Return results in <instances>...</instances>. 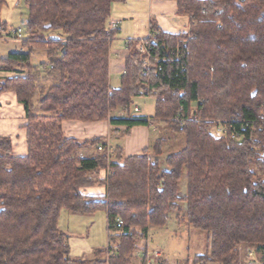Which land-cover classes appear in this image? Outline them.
I'll return each mask as SVG.
<instances>
[{
  "label": "trees",
  "instance_id": "16d2710c",
  "mask_svg": "<svg viewBox=\"0 0 264 264\" xmlns=\"http://www.w3.org/2000/svg\"><path fill=\"white\" fill-rule=\"evenodd\" d=\"M119 1L25 0L29 51L0 58V94L13 92L23 106L27 143L26 154L15 156L10 139L0 136V264H131L149 228H163L170 213L206 234L208 250L194 264H243L247 246L264 264V0H177V13L191 19L188 31L151 27L142 39L147 64L140 40H127L113 88L110 51L118 30L107 22ZM48 31L57 34L45 38ZM32 46L46 50V69L31 65ZM41 72L49 84H41ZM136 96L154 98L153 120L184 137L163 162V138L128 157L115 147L109 158L97 148L81 154L98 138L63 134V120L147 124L110 118ZM217 124L227 132L214 134ZM93 186H103L104 195L82 192ZM63 208L104 211L107 247L92 259L69 257L58 227Z\"/></svg>",
  "mask_w": 264,
  "mask_h": 264
},
{
  "label": "rangeland",
  "instance_id": "374dc122",
  "mask_svg": "<svg viewBox=\"0 0 264 264\" xmlns=\"http://www.w3.org/2000/svg\"><path fill=\"white\" fill-rule=\"evenodd\" d=\"M27 18V7L25 0H4V4L0 10V21L5 23L4 28L10 30L12 28H20L22 30V37L15 40V38L0 34V58H5L10 52H28L29 42L27 38V27L22 21ZM57 34L56 31H48L43 33L47 38L49 35ZM111 44L110 63H109V77L110 85L115 88L118 87L119 73L123 68V52L125 50V40L123 36H117ZM23 47V49H22ZM30 54L31 65L44 70L43 64L48 66L46 59V50L39 46H32ZM122 51L119 57H115V52ZM1 66V63H0ZM45 75V72H41ZM35 105V113H39L36 107L38 103L37 93L33 98ZM136 107L132 103L127 108H121L125 114H130L132 108ZM128 112H126V110ZM139 111V109H138ZM8 112V110H7ZM137 113V112H136ZM131 113L132 114H136ZM15 116V114H14ZM15 119V118H14ZM18 120V118H17ZM215 129V128H214ZM214 131V130H213ZM160 134H156L155 139H165L163 154L159 157L163 162L167 154L180 150L184 146V137L181 134L171 132L170 129H160ZM113 141L112 143H114ZM105 154L113 157L115 147L111 144H102ZM108 150H113V154H108ZM153 155L152 151H148ZM184 184L182 189L184 191ZM58 227L65 234L67 243L69 245V257L73 259H92L96 250H103L108 243V230L105 212L99 210L93 214H75L66 209H61L58 218ZM154 250L160 251L161 257L158 258L156 264L164 259L168 264H194L196 255L204 253L208 250L207 237L203 231L192 228L186 223H177L174 214L170 213L169 218L163 228H149L148 235L145 241H141L139 248L134 252L131 264H143V254L146 252V259H149ZM252 252L249 257L248 253ZM243 264H247L248 260L258 259L252 246L244 247L242 253ZM196 264V263H195ZM201 264V263H197ZM217 264V263H207ZM260 264V263H259Z\"/></svg>",
  "mask_w": 264,
  "mask_h": 264
},
{
  "label": "crops",
  "instance_id": "0c3cea01",
  "mask_svg": "<svg viewBox=\"0 0 264 264\" xmlns=\"http://www.w3.org/2000/svg\"><path fill=\"white\" fill-rule=\"evenodd\" d=\"M107 24L109 27L118 30V34L114 39H117V36L121 35L125 40L123 64L127 51V40H142L146 38L151 33V27L161 32L172 34L184 33L188 31L191 19L187 15L177 13V0H122L111 5ZM122 51L115 52V57H119ZM123 72L122 68L119 73L118 85ZM40 81L41 84L46 85L52 80L45 77V75H41ZM132 104L139 109L136 114H125L123 110L119 109L110 115V118H145L148 120L147 124L129 127L125 124H112L109 122V119L92 122L63 120L61 122L62 132L66 137L78 140L94 138L100 140L94 147L83 148L81 150V154L83 155L94 153L99 144H111L113 147H121L123 157L139 154L151 148L156 141L154 138L156 134H160L161 128H169L166 122L153 120L154 98L136 96L132 98ZM25 123L23 106L17 102L15 94L13 92L1 93L0 136L10 139L11 151L15 156H24L27 152ZM113 141L115 142L112 143ZM104 175L105 172L100 170L98 174L99 178H102ZM82 192L89 196H102L105 193V188L103 186H93L82 189Z\"/></svg>",
  "mask_w": 264,
  "mask_h": 264
},
{
  "label": "built area",
  "instance_id": "2783aa9c",
  "mask_svg": "<svg viewBox=\"0 0 264 264\" xmlns=\"http://www.w3.org/2000/svg\"><path fill=\"white\" fill-rule=\"evenodd\" d=\"M0 34L3 37L10 36V37L15 38V40H16L18 38H21L23 33H22V30L20 28H17V29L16 28H12L10 30H7L6 28H4L3 26L0 25ZM136 48H137V50L140 53L145 54L146 58H144V63L147 64L148 63V59L150 58V54H149L150 48L148 46L147 41L140 40L137 43ZM22 49H23V47H22ZM175 56L178 57V51L176 52V55ZM42 68L43 69H46V66H43ZM126 112H128V110H126ZM134 112L135 113L138 112V108L137 107H133L132 108L131 113H134ZM212 132L214 134H216V135H222V134H225L227 132V129L222 124H217V125H215L212 128ZM230 136H231V138H235V139L237 138V136L235 134H231ZM102 149H103V145L102 144H99L97 146V150L100 151ZM107 153L108 154H113V150H108ZM108 157H109V155H108ZM121 224H122V221L118 219L117 220V223H116V226L119 227ZM248 256L251 257L252 256V252L249 251ZM160 257H161L160 251L154 250L152 252L151 257L149 259H147L146 263L147 264H156L158 258H160ZM247 264H259V261H258V259H254V260H251V261L248 260Z\"/></svg>",
  "mask_w": 264,
  "mask_h": 264
},
{
  "label": "water",
  "instance_id": "95a60500",
  "mask_svg": "<svg viewBox=\"0 0 264 264\" xmlns=\"http://www.w3.org/2000/svg\"><path fill=\"white\" fill-rule=\"evenodd\" d=\"M64 43H65V42H64ZM64 45H65V44H64ZM64 45H63V48H62V50H64V48H65V47H64Z\"/></svg>",
  "mask_w": 264,
  "mask_h": 264
}]
</instances>
